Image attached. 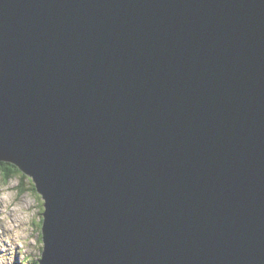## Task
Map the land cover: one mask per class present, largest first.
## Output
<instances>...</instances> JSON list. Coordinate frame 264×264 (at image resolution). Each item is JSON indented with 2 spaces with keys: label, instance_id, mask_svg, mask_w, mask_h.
Listing matches in <instances>:
<instances>
[{
  "label": "water",
  "instance_id": "obj_1",
  "mask_svg": "<svg viewBox=\"0 0 264 264\" xmlns=\"http://www.w3.org/2000/svg\"><path fill=\"white\" fill-rule=\"evenodd\" d=\"M0 162L37 264H264V0H0Z\"/></svg>",
  "mask_w": 264,
  "mask_h": 264
},
{
  "label": "rangeland",
  "instance_id": "obj_2",
  "mask_svg": "<svg viewBox=\"0 0 264 264\" xmlns=\"http://www.w3.org/2000/svg\"><path fill=\"white\" fill-rule=\"evenodd\" d=\"M20 176L4 183L0 174V264H31L40 258L43 242L39 239L42 198L24 180L19 194Z\"/></svg>",
  "mask_w": 264,
  "mask_h": 264
},
{
  "label": "trees",
  "instance_id": "obj_3",
  "mask_svg": "<svg viewBox=\"0 0 264 264\" xmlns=\"http://www.w3.org/2000/svg\"><path fill=\"white\" fill-rule=\"evenodd\" d=\"M0 174H1L2 179L4 180V183L8 182L9 180H11L13 178H16V177L20 176V180H21V183L19 184V188H20L19 194L20 195L24 191L27 190V189H24L25 187H23L24 180L27 179L29 182H32V179L29 176L25 175L15 165H13L11 163H8V162H0ZM29 189L33 190V192H35V193L37 192L33 182H32L31 187ZM38 197L39 198L41 197L40 194L38 195ZM42 205H43V200H42ZM42 221H43V218L41 217L40 220L38 221V225H39L40 228L42 226ZM39 239L42 241L41 232L39 233ZM41 250H43V247H41ZM37 263H38V261H34L31 264H37Z\"/></svg>",
  "mask_w": 264,
  "mask_h": 264
},
{
  "label": "bare ground",
  "instance_id": "obj_4",
  "mask_svg": "<svg viewBox=\"0 0 264 264\" xmlns=\"http://www.w3.org/2000/svg\"><path fill=\"white\" fill-rule=\"evenodd\" d=\"M40 259V258H39ZM35 261H39V260H35Z\"/></svg>",
  "mask_w": 264,
  "mask_h": 264
},
{
  "label": "clouds",
  "instance_id": "obj_5",
  "mask_svg": "<svg viewBox=\"0 0 264 264\" xmlns=\"http://www.w3.org/2000/svg\"><path fill=\"white\" fill-rule=\"evenodd\" d=\"M40 257H41V255H40Z\"/></svg>",
  "mask_w": 264,
  "mask_h": 264
}]
</instances>
